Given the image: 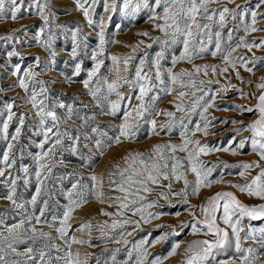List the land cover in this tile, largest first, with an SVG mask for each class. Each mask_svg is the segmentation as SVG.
<instances>
[{"label":"rangeland","instance_id":"obj_1","mask_svg":"<svg viewBox=\"0 0 264 264\" xmlns=\"http://www.w3.org/2000/svg\"><path fill=\"white\" fill-rule=\"evenodd\" d=\"M19 2V0H18ZM41 3L48 5L45 14L49 16L48 24L41 19L38 10L35 6L29 8L31 0H23V7L18 14L19 18L13 21L10 18L0 19V36L13 35L10 41L0 40V125L3 119L6 118V103H14L13 112L17 114H26L25 124L22 127L21 137L15 149L17 154V164L12 170L13 176H20L17 184V196L22 201H28L32 195L35 194L36 180H35V164L33 163V155L39 151L37 143L43 139L42 135H36V125L38 118L35 115V109L27 101V94L24 89L18 86L17 76H24L25 70L31 68L37 75L29 80V94L33 87L39 91L40 84L34 83L35 81H43L44 87L48 89L46 95L48 97L46 103L51 105L55 101L73 106V117L70 120H64L60 125V131H69L71 135L76 136L79 134L80 139L75 143L77 153L71 151L73 141L68 140L66 137L61 146H57L53 163V171L47 181L48 191L42 195L38 200L34 210L35 215H39V209L43 207V200H48V205L42 220L47 223L35 225L41 228L54 238L53 241L37 240L32 246L36 249L42 248L45 244L55 243L61 248L66 249L64 242L59 238L56 228L60 226V220L63 219L64 212L69 206V192H75L72 189L74 183L91 186L93 181L90 179L92 175L97 177L99 181L103 179V188L97 187L92 190L87 202L79 207H75L70 214V219L67 221L71 228L67 230V238L70 240L72 237L87 241L84 244L73 243L71 251L75 254L80 253V259H85L87 256V264H136V253L133 245L140 241H145L143 245L146 249L148 256L146 264H151V261L156 257L161 258V264H183L185 259L184 250L187 244L193 240L214 239L212 236H206L202 230L200 233L193 234L191 227H181L182 224H189L192 221L190 213L195 212L196 216L202 219V213L199 211V206L205 204L208 197L215 195L217 192H231L243 204L252 207L264 204V200L258 197L248 196L246 193L239 191L233 187V184H244L246 179H251L252 176L258 174L259 169L253 168L246 177L239 176L241 171L238 167L224 168L223 164L237 165L240 163H251L253 161L259 162L264 165L259 156L252 151L250 142L244 149L236 147L239 140L244 137H249L250 132L247 130L236 131L238 128H244L258 118L257 111L247 112L243 109L252 107L255 109L257 104V97L261 94L260 89L256 87L257 84L264 83V62H257L255 65L247 63V67L252 68V71H246L244 66H241L239 60L236 61V68H233L222 60L221 54L216 56L211 55V51L215 50V44L209 46L210 51L195 57L192 63L186 60H179L173 64V56H179L182 51V44H172L170 47L164 48L161 43L155 42V37L163 39L161 33L153 25L154 23H162L160 20L153 21L150 17L153 15L152 8L154 7L155 0H148L149 7H143V0H132V4L140 3L141 7L135 13L120 11L123 5V0H117L118 8L113 12H104L103 0L96 6L93 19L99 23L101 17L104 18L106 27L104 28L105 39L107 41H118V43H106L104 47L103 56L99 55V38L97 32L99 28L89 26L84 19L83 14L75 9V0H40ZM260 0H219L218 4L211 5L212 8H222L224 6L234 9L240 5V11L247 10L244 20H241L237 15L235 19L231 16L228 17L225 26L219 28L213 25V31L222 32V49L224 53L231 51L243 37L248 43L255 42L260 44L264 40V31L245 32L246 24H251V11L264 13V5L257 8ZM158 15H162V7L155 8ZM109 16L111 19L109 20ZM218 14L216 20L218 21ZM208 21H202V23ZM62 25L63 27H57ZM258 29H264V17L257 16V23L255 25ZM41 28L44 31L40 34V41L37 42V33ZM79 28L77 37V44L74 45L72 33ZM229 30H232V40L228 41ZM147 32L148 36L140 35L139 33ZM51 39V43L47 46L46 43ZM214 39V38H213ZM143 41L141 44L140 42ZM136 51L133 52V47L137 46ZM147 45H152L147 47ZM76 47V54L73 55V47ZM164 48V58L160 61L162 78L168 82V69L173 73H179L181 70L194 72V66L199 65H216L217 73L213 74L209 70L208 75L203 72L194 76L197 87H203L209 96L205 97L208 101L212 95L216 99L212 101L214 107L208 109L205 113L207 121L210 125L207 129L208 135L203 132L195 133L193 139L199 140L201 144L207 145L211 151L207 155L201 154L199 159L206 162L208 167L215 168L212 173L213 179L223 178V183H215L210 187H201L198 194H192V187L195 185V174L188 171L186 178L189 181L188 188V203H183V198L180 196L170 195L166 201L157 195L159 192H168L166 187L154 186L155 190L147 194V201H156L152 208L145 210L144 215L153 213L152 217L141 219L140 214L133 215L131 211H124L123 215H115L119 210V205L114 200L117 196H122L115 187H109V173L115 172L114 164L120 163L123 165V157L128 153L144 152L148 153L156 144H176L182 143L180 132L183 130L180 127L179 117L184 113L177 112L174 103H180L177 99L178 91H185L187 98L182 101L185 108L191 107L193 99L192 93L194 91L191 87L180 88L179 85L169 84L173 88L172 94H165L161 89L164 85H159L153 89L152 92L145 97L148 102L153 94H158L160 99L156 101L154 110L151 115L145 114L143 118L136 121L138 129L135 131L134 137L125 138L120 136V142L115 143V138L120 134V125L125 123L126 120L131 122L132 117L135 116V109L140 101L137 100L139 95V87L132 86L120 80L121 85L119 92L123 95L124 99L120 100V108L115 115L109 114V105L103 104V107L89 95L87 89L84 88L82 81L88 79V73L93 70L95 61L93 60V53H97V59H103L104 63L101 65L97 76L92 78L91 86L95 89L102 87L104 92H107L106 85L104 84L105 78L110 83L117 79L116 65L109 58L117 56L120 58V75H127L129 80L135 77L136 67L139 66L140 59L145 58L144 71L149 72L155 81L154 73L156 69L152 65V61L156 59V53ZM15 50L18 55L9 58L7 53ZM55 53V56L52 53ZM126 56H132L133 59L129 62L128 73L123 72V59ZM235 57H243L245 61H252L253 57H264V45L259 48H252L249 51L245 47H240L233 53ZM38 58V63H37ZM20 65V71L17 76H13L14 66ZM80 65V72H76V65ZM227 68L226 72L221 73V68ZM239 72L240 78L238 79L236 73ZM187 83V77L184 78ZM97 80L100 83H97ZM213 81L211 84L200 85V81ZM231 85V86H230ZM243 93V94H242ZM202 93L195 92L198 97ZM41 99L43 97H40ZM110 99L115 101L120 97L112 93ZM203 103V102H202ZM86 105V107H85ZM241 106L238 110L234 106ZM56 113L63 119L66 115L67 109L56 107ZM132 114L130 117L125 116V112ZM160 111H171L175 115V125L169 132L167 129L161 130L160 124L168 122L171 118L164 115L157 116L156 113ZM200 109L191 114V123L185 119L184 123L189 125V129H193L197 122L203 126L204 120L199 115ZM155 119L158 123L156 132L153 134L152 125L148 123ZM227 121V123H224ZM236 121V123H232ZM49 124L51 121L49 120ZM18 126V119L14 117L9 125V133H13ZM96 131L93 132L92 129ZM101 141L103 152L101 153L96 148L95 142ZM234 141V142H233ZM231 146L236 148L240 154L232 155L230 152L217 151ZM110 145V146H108ZM50 145H45V150ZM6 147L5 142L0 139V154H2ZM191 147V145L189 146ZM23 150V159L19 158L20 152ZM176 155L184 158L186 153L177 152ZM29 166L30 182L26 186L24 184V174L19 172L20 164ZM185 168H187V160H184ZM183 171V169H181ZM117 182L119 178L116 177ZM167 185L169 181H162ZM172 191L179 192L183 187V180H172ZM103 192V200L101 202L96 198L95 194ZM87 192V189H85ZM7 195V190L3 184H0V216H3L7 224L16 223L21 215L18 212L11 210V204L4 199ZM73 198H76L73 196ZM197 206L193 208L192 206ZM101 210L107 213H112L111 216L101 214ZM22 211V210H20ZM28 211L33 212L32 207L28 206ZM217 217L222 215V209L216 213ZM55 217V219H53ZM130 219L137 223H130L116 228H111L110 225L113 220ZM91 222V228H80L81 224ZM35 223V222H33ZM49 224L52 227H49ZM217 224L221 228L226 226L222 220L217 219ZM101 225H107L103 231L107 235H102L100 231ZM241 226L247 230L249 227L261 228L264 227V219L251 220L250 218H243ZM175 230L179 232V236L172 235ZM89 231L91 234L89 235ZM231 237V229H228ZM121 233H124L121 238ZM131 233V235H127ZM168 234L166 240H159L158 238ZM245 232H241V236ZM129 241L124 244L123 240ZM119 240L120 243L116 241ZM179 243L180 248L177 249L175 255L169 256L174 244ZM32 244L29 241L27 244L20 245L21 251L27 246ZM244 246H252L259 248L251 240L244 241ZM49 255L53 257L52 264H63L62 261L57 262L55 257L63 255V252H56L55 250L45 249ZM129 251H132V256H129ZM113 254L115 259L113 260ZM166 257V258H165ZM264 259V257H262ZM235 260L239 264L238 255L235 252L234 246L224 249L216 255L215 260H210L209 264H230Z\"/></svg>","mask_w":264,"mask_h":264},{"label":"snow or ice","instance_id":"obj_2","mask_svg":"<svg viewBox=\"0 0 264 264\" xmlns=\"http://www.w3.org/2000/svg\"><path fill=\"white\" fill-rule=\"evenodd\" d=\"M101 2V0H75V9L80 11L85 21L89 26H95L99 28L97 36L99 38V55L103 56L104 47L106 43H118V41H107L105 39L104 28L106 27L104 23V18L101 17L100 22L97 23L93 19V15L96 10V6ZM232 2V0H229ZM219 0H155L154 7L152 8L153 15L150 17L153 21L160 20L162 23H154V27L157 28L161 33H163V39L161 37H155L154 41L161 43L164 48L170 47L172 44L181 43L182 51L180 55L173 56V64L179 60H186L188 63H192L195 57H199L201 54L210 51L209 46L213 43L215 44V50L211 51L212 56H216L218 53L221 54L222 60L229 64L233 70L236 68V61L239 60L241 66L245 67L246 71L251 72L252 68L247 67V63H252L255 65L257 62H264V57L256 58L253 57L252 61H245L243 57H235L233 53L240 47H245L249 51L252 48H259L264 45V40H261L260 44L248 43L242 37L240 42L231 49V51L224 53L222 49V32L213 31V25H217L219 28H223L229 16L233 19L237 15L240 16L241 20H244L247 10L240 11L241 6L237 5L236 8L230 9L226 6L222 8H212L211 5L218 4ZM260 5H264V0H260L257 8ZM35 6L38 10L39 15L42 20L45 21V25L48 24L49 16L45 14V10L48 5L46 3H41L40 0H31L29 8ZM23 7V0H0V19L10 18L13 21L19 18L18 14L21 12ZM141 7L140 3L132 4V0H123V5L120 7V11L135 13ZM143 7H149L148 0H143ZM162 7V15H158L155 12V8ZM118 8L117 0H103L104 12H115ZM218 14V21L216 16ZM264 17V13H258L257 11H251V24H246L245 32H256L264 31V29H258L255 27L257 23V16ZM111 16H109V20ZM202 21H208L211 23ZM57 27H63L58 25ZM44 31L41 28L40 32L37 33V42L45 43L40 41V34ZM79 33V28L72 33L73 43L77 44V37ZM140 35L148 36L147 32L139 33ZM14 37L12 34L7 36H0V40L10 41ZM214 38V39H213ZM232 40V30H229L228 41ZM51 43V39L46 43L45 46ZM141 44L143 41L140 42ZM152 45H147L151 47ZM135 46L133 47V52L136 51ZM164 48L160 52L156 53V59L152 61L153 67L156 69L154 73L155 81L158 84L152 82V75L149 72L144 71V65L146 63L145 58L140 59L139 66L136 67L135 77L133 80H129L127 75H120V58L117 56L109 57L113 63L116 65L117 79L112 82H108L105 78L104 84L106 85L107 92L103 91L102 87L93 88L91 86L92 78L97 76L101 65H103V59H97V53H93V60L95 61V66L92 71L88 73V79L82 81L83 86L87 89L89 95H91L97 102L103 107L104 103L109 105V114L115 115L117 110L120 108V100L124 99L123 95L119 92L121 87L119 81L123 80L124 83L139 87V95L136 97L140 101L139 105L135 109V116L132 117L131 122L127 121L122 123L120 127V134L115 138V143L120 142V136L125 138L134 137L135 131H130L132 129H138L137 120L143 118L147 113L151 115L154 110L155 103L160 99L158 94H153L148 102L145 101V97L148 96L153 89L157 88L159 85H164L161 89L165 94H172L173 88L169 87V84L179 85L180 88L191 87L194 89L192 96V102L190 108H185L182 101L187 98L185 91L177 92V99L180 103H174V107L177 112L184 113V115L179 117V123L181 129L180 136L182 143L176 144H156L148 153L135 152L128 153V155L123 157V165L116 163L113 167L116 169L115 172H110L109 175V187H115L122 196H117L110 198L114 200L119 205V210L115 214L117 216L123 215L124 211H131L133 215L140 214L141 219H147V217H152L153 213L148 212L147 217L144 215L145 210L152 208L156 201H147V194L152 193L155 188L154 186L166 187L168 192H159L157 195L166 201L169 199L170 195L180 196L183 198V203H188V188L189 181L186 178L188 171L195 174V185L192 187V194H198L201 187H210L215 183H223V178L213 179L212 173L215 168L208 167L207 163L200 160L199 156L201 154L207 155L211 149L207 145L201 144L199 140L193 139L197 132H203L208 135L207 129L210 122L207 121L205 113L208 109L214 107L212 101L216 99L215 95L211 96V99L206 101L205 97L209 96V93L204 90L203 87H197L196 80L194 76L201 72L204 75H208L209 70L213 74L217 73L216 65H199L194 66V72H189L187 70H181L179 73H173L171 69H168V82L162 78L160 61L164 58ZM76 54V47H73V55ZM18 55V53L13 50L7 53L9 58ZM55 56V53H52ZM133 59L132 56H126L123 59V72L126 74L129 71V62ZM37 58V63H38ZM20 65L16 64L14 66L13 76H17L20 71ZM227 68H221L220 72H226ZM80 72V65H76L75 74L78 75ZM37 74L31 69L25 70L24 76H17L18 86L25 90L27 94V101L31 104L32 108L35 109V115L38 118V124L36 125V135H42L43 139L37 143V148L41 151L35 153L32 157L33 163L35 164V194L32 195L31 199L28 201H22L17 196V184L20 176H13L12 170L17 164V154L16 147L19 143L22 127L25 124L26 114H17L13 112L14 103H6L4 108L6 109V118L3 119L2 125H0V139H2L6 147L4 148L2 154H0V184H3L4 188L7 190V195L4 197L11 204V210L18 212L21 218L12 224H7L3 216H0V264H52L53 257L49 255V252L45 249L55 250L56 252H63L64 254L57 255L55 260L57 262L62 261L63 264H87V256L85 254V259H80V253H73L71 251V245L84 244L87 243L85 240L76 239L72 237L70 240L67 238V230L71 228V225L67 223L70 219V214L75 207L81 206L83 203L87 202L89 195L92 194V190L97 187V183L100 188H103V179L99 181L95 175H92L90 179L93 181L91 186L82 185L79 183H74L72 189L76 190L74 193L69 192V206L64 212L63 219L60 220V226L56 228L59 238L64 242L66 246L61 248L55 243L45 244L42 248L36 249L32 245L35 244L37 240L53 241L54 238L50 236L47 232L43 231L41 228H37L35 225L47 223V221L42 220L45 214V210L48 205V200H43V207L39 209V215H35L34 210L38 203V200L48 191L47 181L50 178V174L54 167V157L57 152V146L63 144V140L66 137L68 140L73 141L71 145V151L76 154L77 148L75 143L79 141L80 136L71 135L67 130L61 132L60 125L64 120H70L73 117V106L70 104H64L59 101L53 102L51 105L46 103L48 97L46 95L48 89L44 87L43 81H35L41 85L39 91L35 87L32 88L30 94L29 90V80H32ZM239 79V72L236 73ZM185 77H187V83H185ZM213 81H200V85L211 84ZM97 83H100L97 80ZM231 86V85H230ZM256 87L261 91L259 97H257V104L255 109L252 107H247L243 109L247 112H253L254 110L259 113L258 118L252 123L248 124L244 128H238L236 131L247 130L250 132L249 137H244L239 140L236 145L239 149H244L245 146L250 142L252 151L255 152L261 161H264V83L257 84ZM202 93L200 96H196L195 92ZM112 93L117 94L120 99L111 100L110 95ZM243 94V93H242ZM40 97H43L42 99ZM203 102V103H202ZM67 109L65 117L62 119L55 111L56 107ZM86 107V105H85ZM238 110L241 106H234ZM200 109L199 115L204 120L203 126L200 122L195 124L193 129H189V125L184 123L185 119L191 123V114L197 112ZM157 116L164 115L171 118L168 122L160 124L161 130L167 129L169 132L175 125V113L171 111H160L156 113ZM126 117L132 116L131 113L125 112ZM14 117L18 119V126L15 128L13 133H9V125L13 121ZM49 120L51 124H49ZM152 125L153 134H159L156 132L157 121L155 119L148 121ZM227 123V121H224ZM236 123V121H232ZM93 132L96 131L95 128L92 129ZM234 142V141H233ZM230 142L229 147L222 149H216L217 151L230 152L232 155L240 154L233 148ZM97 150L101 153L103 152V147L101 146V141L97 140L95 142ZM45 145H50L45 150ZM191 145V147H189ZM110 146V145H108ZM177 152L186 153L184 158H180L176 155ZM19 158L23 159V150L20 152ZM187 160V168H185L184 160ZM224 168L238 167L241 169L239 176L246 177L247 174L253 168H258L259 172L257 175L252 176L251 179H246L244 184H233L232 186L237 188L239 191L246 193L248 196L258 197L264 200V165H261L257 161L251 163H240L237 165H229L227 163L223 164ZM183 169V171L181 170ZM19 172L24 174V184L27 186L30 182L29 173L30 169L28 165L20 164ZM116 177L119 178L117 182ZM183 180L184 187L179 192L172 191L171 181ZM162 181H169L167 185L162 184ZM87 189V192H85ZM75 196L76 198H73ZM96 198L102 203L104 193L98 192L95 194ZM31 206L33 212L28 211V206ZM196 208L197 206H192ZM222 209V215L217 217L216 213ZM22 210V211H20ZM199 211L202 213V219L198 218L195 212L190 213L192 216V221L189 224H182L181 227H191L193 234L200 233L202 230L203 234L206 236H212L214 239H204V240H193L189 242L184 250L185 259L183 264H209L210 260H215L216 255L222 252L224 249L234 246L235 252L238 255L239 264H264V227L259 229L249 227L245 230L241 226V220L245 217L251 220H261L264 219V204L258 206L249 207L241 203L231 192H217L215 195L208 197L205 204L199 206ZM101 214L105 216H111L112 213H107L101 210ZM55 219V217L53 218ZM217 219L222 220L225 228H221L217 224ZM35 222V223H33ZM130 223H137L130 219L125 220H113L110 227L116 228L118 226H123ZM107 225H101L100 231L102 235H107L103 231L104 227ZM49 227H52L49 224ZM85 227L91 228V222L86 224H81L80 228ZM228 229H231V237L229 235ZM241 232H245V235L241 236ZM91 232L89 231V235ZM172 235L179 236L180 233L173 230ZM121 238H123L124 233H121ZM131 235V233H127ZM168 234L163 235L158 238L159 240H166ZM251 240L254 244L258 245L259 248L252 246H244V241ZM29 241L32 242L29 246L25 247L23 251L20 250L19 246L27 244ZM120 243L119 240L116 241ZM124 244H128L129 241L124 239ZM145 241H140L133 245V249L136 253V264H146V258L148 253L144 249L143 245ZM180 248V244L176 243L173 245L172 250L169 252V256L175 255L177 249ZM129 256H132V251H129ZM166 258V257H165ZM115 259V254H113V260ZM151 264H161V258L156 257L151 261ZM230 264H236L233 260Z\"/></svg>","mask_w":264,"mask_h":264}]
</instances>
